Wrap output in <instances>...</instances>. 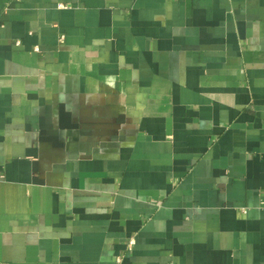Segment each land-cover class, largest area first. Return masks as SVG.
I'll use <instances>...</instances> for the list:
<instances>
[{"label": "crops", "instance_id": "0c3cea01", "mask_svg": "<svg viewBox=\"0 0 264 264\" xmlns=\"http://www.w3.org/2000/svg\"><path fill=\"white\" fill-rule=\"evenodd\" d=\"M0 264H264V0H0Z\"/></svg>", "mask_w": 264, "mask_h": 264}, {"label": "built area", "instance_id": "2783aa9c", "mask_svg": "<svg viewBox=\"0 0 264 264\" xmlns=\"http://www.w3.org/2000/svg\"><path fill=\"white\" fill-rule=\"evenodd\" d=\"M134 245V241L130 242L129 247L131 248Z\"/></svg>", "mask_w": 264, "mask_h": 264}]
</instances>
